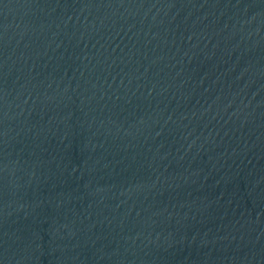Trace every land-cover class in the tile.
Returning <instances> with one entry per match:
<instances>
[{"label": "water", "instance_id": "1", "mask_svg": "<svg viewBox=\"0 0 264 264\" xmlns=\"http://www.w3.org/2000/svg\"><path fill=\"white\" fill-rule=\"evenodd\" d=\"M0 264H264V0H0Z\"/></svg>", "mask_w": 264, "mask_h": 264}]
</instances>
